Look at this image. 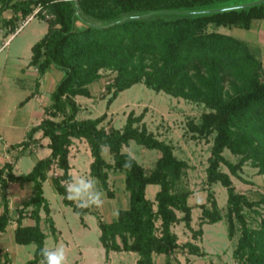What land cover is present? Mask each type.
Masks as SVG:
<instances>
[{"label":"trees","instance_id":"1","mask_svg":"<svg viewBox=\"0 0 264 264\" xmlns=\"http://www.w3.org/2000/svg\"><path fill=\"white\" fill-rule=\"evenodd\" d=\"M221 1L225 0H0V25L11 29L7 34L16 31L20 22L40 6L35 14L48 22V31L32 45L31 63L41 73L53 64L63 71L45 116L32 128L42 129L50 137L51 154L39 158L26 173H15L11 163L0 168V193L5 206L0 214V237L10 220L6 192L9 182L34 183L33 195L18 209L15 229L18 243L36 244L25 264H40V249L48 235L41 224L43 210L50 229H57L43 187L52 168L59 169L53 174L56 190L80 213L82 222L85 213L91 211L68 200L61 184L69 179V152L75 137L87 140L93 156L90 173L109 196L114 195L110 171L124 172L129 205L119 207L109 221L97 214L99 237L107 256L112 250L136 251V264H154L157 254H165L167 264H175L173 254L182 248L203 255L207 251L194 240L179 242L173 225L184 221L195 237L203 232L204 223L225 217L214 192L209 190L207 202L200 204L201 226H193V205L188 199L191 191L176 186L189 164L175 153L171 142L148 128L144 112L131 110L122 127L107 126L106 111L94 117H78L82 106L76 97L93 96L91 86L106 69L115 71L113 81L105 85L111 92L108 107L122 90L137 82L207 105L209 109L190 126L201 136L214 134L207 180L220 181L228 189V235L233 238L240 231L233 255L238 264H264V214L253 225L245 212L246 206L264 203V196L256 200L237 191L230 173L221 165L227 164L233 174L240 176L238 169L251 160L264 174L263 58L245 40L221 29L251 28L255 20H264V0L215 8ZM9 8L13 14L7 17L3 13ZM77 21L82 27H77ZM131 139L161 151L152 167L136 157L131 169L123 167L126 156L121 154V147ZM102 144L109 146L112 160L101 156ZM225 148L239 155V160L228 158ZM151 183L160 185L154 199L147 196ZM28 209L35 224L22 223ZM9 261L6 257L3 264Z\"/></svg>","mask_w":264,"mask_h":264},{"label":"rangeland","instance_id":"2","mask_svg":"<svg viewBox=\"0 0 264 264\" xmlns=\"http://www.w3.org/2000/svg\"><path fill=\"white\" fill-rule=\"evenodd\" d=\"M258 0H225L215 4V8L241 6L251 4ZM20 23H24L23 20ZM0 40H6L10 34L6 32L11 29H1ZM222 30L245 40L263 58L264 61V20L257 19L251 28L244 27H221ZM47 31V23L42 18L35 16L29 22L22 24L16 34L10 39L12 43L0 53V59L9 55L10 63L16 60L19 54L25 60L31 56V41L35 37H41ZM37 39V38H36ZM1 46V44H0ZM12 72L11 65H9ZM104 74V86L113 81L115 71L106 69ZM97 94L94 97L79 95L84 108L78 113L79 118L94 117L103 112H107L105 124L122 127L127 118V114L134 110L136 113L144 112V121L149 129L153 130L160 138L166 139L174 145L175 153L187 160L188 167L183 176L177 181V188L189 189V202L193 205L192 224L195 228H200V204L207 202L209 190L214 192L219 207L225 217L216 222H206L201 227L203 232L194 237L184 221L173 225L174 231L179 235V240H194L207 253L203 255L190 253L187 248H180L174 254L175 264H238V259L233 255V249L237 242L239 229L233 238L228 235V189L220 181L209 183L207 180V166L213 144V135L201 136L193 132L190 122H198L204 111L209 108L201 100L187 98L182 95H175L164 90H156L143 82H137L132 86L122 90L110 107L107 101L111 92H107L105 87L97 86ZM124 150L134 154V156L146 167H152L156 159L161 155L157 148H149L134 139L124 145ZM225 155L233 162L239 160V155L233 153L229 148H225ZM107 159H113L109 148L104 153ZM91 154L90 150L83 147L77 157L72 158L74 169L73 176L80 178H95L90 174ZM222 168L228 171L232 177L237 191L245 192L251 199H260L264 196V174L258 171L251 160L246 161L238 169L240 176L233 174L227 164L222 163ZM124 172L120 170L110 171V185L114 191L113 196H109L107 191L104 203L99 208L104 217H113L121 206L129 203V191L124 188ZM98 183V181H97ZM160 188L157 183L147 186V196L154 199L156 191ZM128 199H126V194ZM45 194L51 203L52 215L58 227L62 230V236L48 232L46 244L52 248L62 245L67 251V264H136L137 252L128 250H112L107 256L101 243L100 229L97 224V217L93 213L86 215L87 225L81 222L80 213L74 211L69 205L64 204L62 195L58 193L48 183L45 186ZM245 212L251 224L256 225L264 214V203L255 207H245ZM181 213V212H180ZM35 243H14L8 255L0 257V264L9 257L12 264H25L33 256ZM164 254L155 256V264H166Z\"/></svg>","mask_w":264,"mask_h":264},{"label":"crops","instance_id":"3","mask_svg":"<svg viewBox=\"0 0 264 264\" xmlns=\"http://www.w3.org/2000/svg\"><path fill=\"white\" fill-rule=\"evenodd\" d=\"M37 10L38 9H35L33 13L29 14V16L31 15L30 18L25 20V22L24 21L23 22L24 23L29 22L30 20H32L33 17L37 16L35 14ZM3 14L9 17L13 14V10L10 8L6 9ZM42 19L46 21L44 18ZM24 23H21L16 31L8 35L9 37L6 40L3 39L0 40L1 52L12 43L11 41L13 40L10 41V39L16 34V32L20 29V27ZM46 23H47V31H48V22L46 21ZM76 24L77 27H82L83 25L82 22L80 21H77ZM1 29L2 30L6 29V27L2 26ZM46 32L41 37H43L46 34ZM41 37L39 38L35 37V39L33 38L31 41H29L31 44V51H32V45ZM31 58H32V52L30 58L27 60L23 59L21 55L17 54L16 60H13L12 64L10 63L9 55H6L5 58L0 59V168L5 167L7 163H11L13 165L12 170L17 174L29 172L39 158H43L51 154L52 149L49 145L50 137L44 135L42 129H32V128L37 124H39L43 119V117L45 116L46 107L48 104H50L52 100L51 93L55 88L57 82L63 76V71L54 64L46 72L41 73L38 66L31 63ZM9 65H11L12 67L11 69H13L12 72H7V70H10ZM104 77L105 76L101 77L92 84L91 87L93 90V96H87V97H94L97 94L96 91L97 86H100L102 88L105 87ZM78 96L76 98L81 103L83 109L84 105L82 104V101L78 99ZM83 147H85L86 150H88V148L90 150V146L87 140L85 138H80V137H75L73 143L70 145L69 161L71 165L70 172L72 176H73L72 171L74 169L72 158L77 157L78 153ZM90 154H91V150H90ZM92 160H93V156L91 154V162ZM91 162H90V167H91ZM58 172L59 169L57 167H54L49 171L48 176L43 183L44 193H45V186L47 183L56 190L53 184V174H56ZM97 181H98V188L104 193V197H105L106 190L101 186L98 179ZM33 186L34 183L31 180L10 181L8 184L6 192L9 202L10 220L6 229L2 232L0 237V247L2 248V252L0 254L1 258L3 255L6 254L8 255V253L10 252V248L14 246V243H17L15 239V229L19 221L18 209L21 208L23 206V203L29 200L33 195ZM125 194H126V199H125L126 201L128 199V195L127 193ZM62 200H63V195H62ZM64 204L66 203L64 202ZM69 206L72 208L71 205ZM50 208H51V203H50ZM4 210H5V206L2 200V195L0 193V214H2ZM51 212H52V208H51ZM88 213H93L96 215L98 226H99L98 215L102 219L108 221L112 220L114 217V216L104 217L103 213H101L99 208H95V207H92L91 211L86 212L84 216L86 217ZM50 214L53 217L55 226L57 227L56 231L53 232L50 229L49 222H47L46 220L45 217L46 213L44 210L42 211L43 219L41 221V224L44 227L45 231L46 229H49L51 230L52 233L56 235L58 234V237H61L63 234L62 230L58 227V224L52 213ZM35 222H36L35 218H33V216L30 213V209H28L27 213H25V215L22 217V223L32 225L35 224ZM82 223L84 225L88 224L86 218H85V223L84 222ZM178 241L182 243V241H180L179 239ZM173 256L175 257L174 254ZM162 258L166 262L165 254L164 257ZM4 260L2 261V264ZM8 264H12L11 260L9 261Z\"/></svg>","mask_w":264,"mask_h":264},{"label":"clouds","instance_id":"4","mask_svg":"<svg viewBox=\"0 0 264 264\" xmlns=\"http://www.w3.org/2000/svg\"><path fill=\"white\" fill-rule=\"evenodd\" d=\"M108 145H100L101 156L103 157ZM121 154L126 156L124 168L131 169L134 154L131 150L125 152L121 147ZM65 188L66 198L76 204L80 209L100 208L104 203V193L98 188L95 178H77L69 172V179L61 182ZM40 264H67V251L64 246L57 245L50 248L47 244L40 249Z\"/></svg>","mask_w":264,"mask_h":264},{"label":"built area","instance_id":"5","mask_svg":"<svg viewBox=\"0 0 264 264\" xmlns=\"http://www.w3.org/2000/svg\"><path fill=\"white\" fill-rule=\"evenodd\" d=\"M39 8H40V6L37 7V9H39ZM30 16H31V15H30ZM30 16L28 15L27 18H26L25 20L29 19ZM25 20H24V22H25Z\"/></svg>","mask_w":264,"mask_h":264},{"label":"water","instance_id":"6","mask_svg":"<svg viewBox=\"0 0 264 264\" xmlns=\"http://www.w3.org/2000/svg\"><path fill=\"white\" fill-rule=\"evenodd\" d=\"M259 1H262V0H258V1H256V2H259ZM255 3V2H254ZM245 5H247V4H245Z\"/></svg>","mask_w":264,"mask_h":264}]
</instances>
